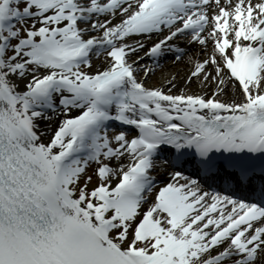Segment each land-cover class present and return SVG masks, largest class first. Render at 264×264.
<instances>
[{
  "label": "snow or ice",
  "instance_id": "snow-or-ice-1",
  "mask_svg": "<svg viewBox=\"0 0 264 264\" xmlns=\"http://www.w3.org/2000/svg\"><path fill=\"white\" fill-rule=\"evenodd\" d=\"M0 264H264V0H0Z\"/></svg>",
  "mask_w": 264,
  "mask_h": 264
},
{
  "label": "bare ground",
  "instance_id": "bare-ground-1",
  "mask_svg": "<svg viewBox=\"0 0 264 264\" xmlns=\"http://www.w3.org/2000/svg\"><path fill=\"white\" fill-rule=\"evenodd\" d=\"M168 59H169L168 57L165 58L164 67L161 69H158V72H160V71H164V72L175 71L177 77H179L183 71V68L181 67V65H173V64L168 63ZM149 82L151 83L154 81H149Z\"/></svg>",
  "mask_w": 264,
  "mask_h": 264
}]
</instances>
